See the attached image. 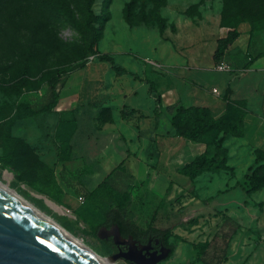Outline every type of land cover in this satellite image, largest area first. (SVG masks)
I'll list each match as a JSON object with an SVG mask.
<instances>
[{
	"label": "rangeland",
	"instance_id": "374dc122",
	"mask_svg": "<svg viewBox=\"0 0 264 264\" xmlns=\"http://www.w3.org/2000/svg\"><path fill=\"white\" fill-rule=\"evenodd\" d=\"M129 2L111 0L110 18L96 25L100 34L93 44V32L85 26L88 0H0V181L106 259L117 248L110 250L88 223V218H97L88 204H79L74 192L76 183H84L74 177L71 185H64L56 163L48 166L61 189L52 196L40 190L43 178L36 164L43 162L47 142L58 151L66 132L72 134V149L79 112L74 105L85 107L93 91L109 92L139 77V68L158 50H174L179 64L184 50L192 48L207 50L210 58L218 38L246 27L249 50L264 51V0H139L133 24L125 19ZM92 9L102 14L103 0H95ZM193 38L202 42L192 45ZM88 57L93 61L81 68ZM57 71L63 72L60 100L47 111L49 81ZM176 73L182 75L178 68ZM92 80L98 86H90ZM82 131L88 134L86 123ZM225 146L227 169L195 180L171 170L173 182L159 206V200L147 207V200L134 196L142 226L158 209L155 226L172 229L174 252L159 264H264V188L247 194L245 181L258 166L256 150L235 137H227ZM113 183L120 193H133L128 175L120 174ZM114 264L131 263L118 259Z\"/></svg>",
	"mask_w": 264,
	"mask_h": 264
},
{
	"label": "crops",
	"instance_id": "0c3cea01",
	"mask_svg": "<svg viewBox=\"0 0 264 264\" xmlns=\"http://www.w3.org/2000/svg\"><path fill=\"white\" fill-rule=\"evenodd\" d=\"M238 32L239 38L224 57L232 72L217 71L213 58L218 39L226 34L209 50L210 58L207 50L192 48L184 50L183 63L179 64L174 50H158L151 54L154 59H146L148 65L139 68V77L109 92L93 91L85 107L74 105L79 110L78 129L70 158L59 162L57 148L49 141L42 150V161L60 164L64 185H71L74 177L84 183L75 184L76 196L94 190L116 168L124 167V172L112 177L115 180L125 174L132 178L137 218L134 196L147 200V207L159 200V206L169 193L170 171L180 174L178 169L206 150L205 145L176 135L169 107H206L219 117L228 105L240 103L246 112L241 139L253 150H264V55L256 57L259 50H249L248 28ZM193 39L192 45L202 42L201 38ZM177 68L183 76L176 73ZM212 75L216 81L210 80ZM89 83L95 87L98 81ZM214 89L218 93H213ZM83 123L88 127L87 135L82 131Z\"/></svg>",
	"mask_w": 264,
	"mask_h": 264
},
{
	"label": "trees",
	"instance_id": "16d2710c",
	"mask_svg": "<svg viewBox=\"0 0 264 264\" xmlns=\"http://www.w3.org/2000/svg\"><path fill=\"white\" fill-rule=\"evenodd\" d=\"M138 1L130 0L126 5L125 19L129 24H133L135 21L134 11ZM94 3L95 0H88V12L85 19V26L93 32V44L98 42L100 34V29L96 25H102L110 18L109 6L111 0H103V11L100 15L93 11ZM239 36L238 30L234 29L230 30L226 37L218 39L217 49L213 57L217 64L224 62L227 50ZM85 54L87 55V52ZM263 55L264 51L256 54V57ZM89 58H86V62L82 64L81 68H85ZM62 73V71H57L49 81L51 102L46 107L47 111L53 110L59 103L58 84ZM168 110L173 115V127L177 136L206 146L203 154L178 169L181 175L188 177L190 180H195L203 173L218 172L228 168L229 158L228 148L225 146L226 139L227 137L242 138L244 135L246 112L242 104L228 105L226 112L219 117L206 107H184L178 104L169 107ZM11 124L12 121L5 124V126ZM71 136L72 134L69 135L66 132L61 135L63 137L61 148L58 149V159L61 162L68 158L66 153L71 151L69 142ZM64 154L66 155L64 156ZM256 159L258 166L254 169L251 168L249 173L245 175V181L250 187L247 190V194L255 193L264 188V150H256ZM36 169H38L39 175L43 178V187L40 190L52 196L57 189H61L53 168L44 162H39L36 164ZM124 171L125 168L119 166L94 190L83 194L85 202L82 205L88 204L92 215L97 218L96 220L88 218V223L96 235L102 227L109 228L117 225L125 238L129 236H133L135 239L144 237L158 238L171 248L172 252L169 256L171 257L174 252V247L169 242L172 229H161L155 226L158 209L153 214L151 221L142 226L136 218L130 192L120 193L114 185L112 175ZM103 242L108 245L110 250L116 248L112 241L105 240Z\"/></svg>",
	"mask_w": 264,
	"mask_h": 264
},
{
	"label": "water",
	"instance_id": "95a60500",
	"mask_svg": "<svg viewBox=\"0 0 264 264\" xmlns=\"http://www.w3.org/2000/svg\"><path fill=\"white\" fill-rule=\"evenodd\" d=\"M97 236L103 241L112 238L119 248L108 257L112 262L124 259L131 264H159L172 252L166 247L153 251L152 240L143 245L133 236L125 238L117 225L102 227ZM0 264L98 263L80 245L0 187Z\"/></svg>",
	"mask_w": 264,
	"mask_h": 264
},
{
	"label": "bare ground",
	"instance_id": "6f19581e",
	"mask_svg": "<svg viewBox=\"0 0 264 264\" xmlns=\"http://www.w3.org/2000/svg\"><path fill=\"white\" fill-rule=\"evenodd\" d=\"M0 187L4 190L8 191L9 193H11L22 205H24L25 207H27L31 210H34L41 217L45 218L50 224H52L57 230H59L65 237H67L68 239H70L73 242L80 245L83 248V250L86 251L98 264H114L115 263V262L110 261L109 259L101 257L94 250L89 248L82 241H80L77 237H75L72 233H70L65 227H63L61 224H59L56 220H54L48 214L44 213L42 210L37 208L35 205H33L28 200H26L17 191H15L11 187H9L4 182L0 181Z\"/></svg>",
	"mask_w": 264,
	"mask_h": 264
},
{
	"label": "flooded vegetation",
	"instance_id": "af4514ba",
	"mask_svg": "<svg viewBox=\"0 0 264 264\" xmlns=\"http://www.w3.org/2000/svg\"><path fill=\"white\" fill-rule=\"evenodd\" d=\"M110 228V227H109ZM135 239V238H134ZM137 240L139 243L143 244V245H148L149 242L152 240V246H153V251H159L161 249V247H166L169 248L168 246H166L160 239L158 238H152V237H144L141 239H135ZM107 241H112V238L108 239ZM113 242V241H112ZM115 247L117 248V252H119V248L115 245ZM123 251L126 250V247H121ZM170 258V257H169Z\"/></svg>",
	"mask_w": 264,
	"mask_h": 264
},
{
	"label": "built area",
	"instance_id": "2783aa9c",
	"mask_svg": "<svg viewBox=\"0 0 264 264\" xmlns=\"http://www.w3.org/2000/svg\"><path fill=\"white\" fill-rule=\"evenodd\" d=\"M93 59H94V57H90L89 62H92ZM151 63H153V62H151ZM153 64H155V63H153ZM216 70L219 72H232L233 71L231 66L229 64H227L226 62H222L220 64H217ZM213 93H218V91L216 89H214ZM77 200H78L79 204L82 205L85 202L84 195L77 196Z\"/></svg>",
	"mask_w": 264,
	"mask_h": 264
}]
</instances>
